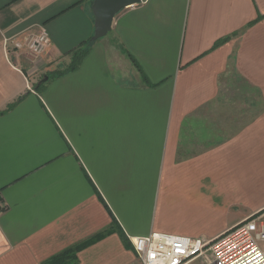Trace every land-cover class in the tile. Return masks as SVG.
Returning a JSON list of instances; mask_svg holds the SVG:
<instances>
[{
    "label": "crops",
    "instance_id": "0c3cea01",
    "mask_svg": "<svg viewBox=\"0 0 264 264\" xmlns=\"http://www.w3.org/2000/svg\"><path fill=\"white\" fill-rule=\"evenodd\" d=\"M93 3L0 0V264L87 241L77 264H140L131 237L212 241L264 210V0H142L59 74L94 35ZM228 82L249 119L195 146L238 103Z\"/></svg>",
    "mask_w": 264,
    "mask_h": 264
},
{
    "label": "built area",
    "instance_id": "2783aa9c",
    "mask_svg": "<svg viewBox=\"0 0 264 264\" xmlns=\"http://www.w3.org/2000/svg\"><path fill=\"white\" fill-rule=\"evenodd\" d=\"M47 28L31 34L25 44L34 56L44 54L51 45ZM20 47V44H16ZM8 204L0 200V214ZM140 264H189L209 247L211 264H264V211L257 212L232 226L212 241L187 235L152 231L131 237Z\"/></svg>",
    "mask_w": 264,
    "mask_h": 264
},
{
    "label": "rangeland",
    "instance_id": "374dc122",
    "mask_svg": "<svg viewBox=\"0 0 264 264\" xmlns=\"http://www.w3.org/2000/svg\"><path fill=\"white\" fill-rule=\"evenodd\" d=\"M225 86V93L226 91L229 92V98L236 99L238 103L229 101V105L225 106L224 114L221 115L215 107L214 110L217 112L215 114L210 112L211 119L206 120L207 123H204L205 126L202 131L199 130L201 137L199 139L196 138V136L192 137L194 142L197 141L195 146L212 144L237 130L249 119L250 114L248 106L244 102L240 103L241 100L237 95L240 90L239 85L228 82ZM263 211L264 210L260 211V213ZM212 259V252L209 247H206L204 253L189 264H211Z\"/></svg>",
    "mask_w": 264,
    "mask_h": 264
},
{
    "label": "water",
    "instance_id": "95a60500",
    "mask_svg": "<svg viewBox=\"0 0 264 264\" xmlns=\"http://www.w3.org/2000/svg\"><path fill=\"white\" fill-rule=\"evenodd\" d=\"M141 2L142 0H94L95 32L92 39L97 40L107 35L112 29L116 14L122 9Z\"/></svg>",
    "mask_w": 264,
    "mask_h": 264
},
{
    "label": "trees",
    "instance_id": "16d2710c",
    "mask_svg": "<svg viewBox=\"0 0 264 264\" xmlns=\"http://www.w3.org/2000/svg\"><path fill=\"white\" fill-rule=\"evenodd\" d=\"M93 41L92 37L88 40L84 41L78 48L72 51V62L70 65L63 71H60L59 74H62L66 71H73L79 67L81 64L83 58L88 54L91 42ZM39 87V86H38ZM97 239V238H96ZM127 246H131L128 241H126ZM90 242H84L77 244L75 246H71L69 248H66L65 250L59 252L58 254L52 256L50 259H48L44 264H77L79 261L78 258V252L88 245Z\"/></svg>",
    "mask_w": 264,
    "mask_h": 264
},
{
    "label": "bare ground",
    "instance_id": "6f19581e",
    "mask_svg": "<svg viewBox=\"0 0 264 264\" xmlns=\"http://www.w3.org/2000/svg\"><path fill=\"white\" fill-rule=\"evenodd\" d=\"M194 260H195V259H194ZM194 260H193V261H194ZM191 262H192V261H191Z\"/></svg>",
    "mask_w": 264,
    "mask_h": 264
}]
</instances>
